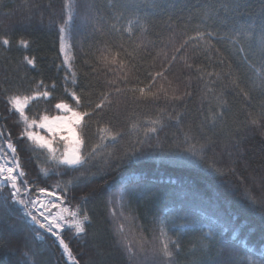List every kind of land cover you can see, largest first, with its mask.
Wrapping results in <instances>:
<instances>
[{"label": "trees", "instance_id": "trees-1", "mask_svg": "<svg viewBox=\"0 0 264 264\" xmlns=\"http://www.w3.org/2000/svg\"><path fill=\"white\" fill-rule=\"evenodd\" d=\"M88 2L93 7L87 13V26L80 27L78 19V30L66 39L69 55L75 53L74 67L82 84L87 83L83 77L84 60L98 55L97 49L103 42H124L129 47H132V42L146 44L151 54L158 56L156 64L159 66L165 52L170 57L174 49L186 37L195 35L197 30L212 33L210 42L207 37L204 41L190 42L178 53L173 73L169 74V80L181 91L185 90L186 84H191L193 95L189 100L174 109L163 97L159 104H136L128 100L119 110L92 118L88 128L89 148L93 144L107 145L100 151V155L107 156L111 152L119 153L137 139H145L153 145L159 143L167 152L170 147L182 144L185 134L191 130L197 140L204 135L211 141L207 157L214 159L226 175H210L198 165L178 162L175 157L159 151L130 160L119 170L105 169L107 174L92 177L86 186L76 187L70 193L77 199L90 194L87 202L79 200L77 204V199L70 202L73 208L87 211L91 218L87 224L86 245L71 231L65 233L74 255L81 264H90L101 255L104 264H130L123 253V246L129 244L137 250L143 246L151 252L160 247V229L163 226L167 238L179 241L176 264H237L231 252L251 257L260 264L264 261V215L261 214L264 208V135L249 127V119L264 103V88L249 65L260 66L264 0ZM63 3L64 0H0V37L7 35L13 41L11 51H0V72L5 65L11 72L24 55L35 56L37 69L28 70L32 85L38 80L50 84L55 79L60 85L55 95H60L64 72L54 66L60 62L57 59L59 39L51 21L53 16L60 15ZM80 12L83 15L84 10L80 9ZM129 22L132 35L113 31V25L124 29L129 27ZM20 38L31 41L28 50L17 47L16 41ZM73 44L75 48L71 47ZM84 52L89 55L85 57ZM4 56H7V61ZM185 60L193 64V70L184 68ZM151 62L148 58V63ZM197 65L214 73L231 71L232 75H222L218 80L206 77L202 81L198 78L200 73L194 71ZM24 70L21 65V75ZM177 75H180L179 80ZM212 80H215L214 84ZM232 80L239 81V88L233 87ZM159 84L157 82V87ZM24 85L29 87V82L24 81ZM206 86L213 88L214 93L207 92ZM241 88L251 94V102L244 100ZM217 96L227 103L223 105V119L215 121V127H211V117L219 110ZM49 108V104L35 101L27 112L30 117H38ZM49 114L57 113L52 110ZM177 114L181 117L179 122ZM3 115L5 105L0 99V116ZM153 120L159 123L152 125L150 121ZM15 121V116H9L6 122L0 119V125L13 138L18 137L20 130ZM151 127H156L157 132L148 133ZM237 129L244 138L239 149L233 147L232 138ZM117 132L122 133V138L114 145L100 139ZM20 155L28 172L27 178L35 181L38 187L51 186L60 180L63 188L67 181L80 175L73 172L36 180L38 164L39 168H50L53 172L56 166L44 162L43 157L38 162L28 152ZM157 192L161 195L154 196ZM36 195L33 191L32 197ZM21 215L16 209H10L0 225V264H21L25 260L27 264H65L52 239L42 230L41 238H34L35 234L22 221ZM5 222L10 226L8 229L1 228ZM209 231L218 239L204 238V233ZM5 232L9 236L2 234ZM25 253L29 255L26 257Z\"/></svg>", "mask_w": 264, "mask_h": 264}, {"label": "snow or ice", "instance_id": "snow-or-ice-1", "mask_svg": "<svg viewBox=\"0 0 264 264\" xmlns=\"http://www.w3.org/2000/svg\"><path fill=\"white\" fill-rule=\"evenodd\" d=\"M92 7L93 5L88 0H64L60 15L52 17L51 22L56 28L59 39L57 59L60 60L54 66L58 71L64 72L63 90L59 96L55 95L60 87L55 79L50 84H46L44 80H38L35 81L34 86L32 85L28 70L37 69L35 56L24 55L11 72L7 65L0 72V99L5 105V115L0 116V119L6 122L9 116H15V123L20 127L18 137L13 138L11 133L0 125V225L3 223L5 214L10 209H16L22 214V221L35 234L34 238L40 239V230H43V233L52 239L65 264H81L69 243L66 242L65 233L71 231L74 237L83 239L86 245L88 243L87 224L91 222L87 211L71 206L70 202L77 197L70 193L76 187L86 186L92 177L107 174L105 169L119 170L130 160L159 151L161 154L175 157L178 162L198 165L210 175L216 177L226 175L225 170L219 168L214 159L207 157L211 141L207 140L204 135L197 140L191 134V130L185 134L182 144L170 147L167 152L159 143L153 145L145 139H137L119 153L111 152L107 156L100 155L101 148L107 145L93 144L89 148L88 128L92 118L101 116L107 111L119 110L121 105L128 100L136 104L149 102L159 104L163 97L165 101L171 103L173 109L189 100L193 95L191 84H186L185 90L181 91L178 86H174L172 80H169V74L173 73L178 59L177 54L181 53L190 42L204 41L205 37L210 42L212 38L211 32L205 33L197 30L195 35L186 37L180 46L174 49L170 57L165 52L159 66L156 64L158 56H153L146 44L132 42V47H129V44L124 42H103L102 46L97 49L98 55L91 60H84L83 77L87 83L82 84L80 74L74 67L75 53L69 55L65 40L72 35L73 31L78 30L76 24L78 19L80 27L87 26L89 22L87 13ZM236 7L239 8V5ZM80 9L84 10L83 15ZM261 21L264 23V13L261 15ZM93 30L96 31V29ZM113 31L133 34L131 22H129V27L124 29H117L113 25ZM12 45L13 41L9 36L0 37V51L7 53L11 51ZM16 45L18 48L28 50L31 41L20 38L16 41ZM71 47L75 48V44ZM83 54L85 57L89 55L88 52ZM148 58H151V63H148ZM3 59L7 61V56ZM247 59V54H245V60ZM21 65L25 69L22 75ZM249 66L260 78V86L264 88V40L261 41L260 66L251 64ZM184 68L193 70V64L185 60ZM194 71L200 73L198 78L202 81L206 77H215L218 80L222 75L226 77L232 75L231 71L226 74L209 72L199 65L195 66ZM182 74L183 70L180 75ZM180 75L176 76L177 80L180 79ZM185 79H190V77H185ZM24 81L29 82V87H25ZM157 82H160L159 87H157ZM211 83L214 84L215 80ZM231 83L234 88H239L238 80H232ZM206 91L214 93V89L207 86ZM240 94L245 101L251 102L252 96L248 91L241 88ZM216 98L219 102V110L211 117V127H215V121L223 119V105L227 103L219 96ZM34 101H43L49 104L50 108L45 109L44 113L38 117H30L27 109ZM52 110H55L57 114H49ZM176 118L177 122L181 119L179 114ZM150 123L155 125L159 121L153 120ZM37 127L46 130L47 134L38 133ZM249 127L258 129L264 135V103H261L255 116H250ZM156 132V127L148 129V133ZM121 138L122 133L119 132L100 137L101 140H107L113 145ZM232 138L233 147L239 149L244 142V138L240 136V129L232 133ZM61 143L63 144L62 151ZM21 152L31 153L38 162L43 157L44 162H51L56 166L53 172L50 168H39L38 164L36 180L50 178L51 175H69L73 172L80 173V175L74 180L67 181L63 188L60 180L51 186L38 187L35 181L27 178L28 172L22 164ZM93 168L96 171H93ZM33 191L37 193L35 198L32 197ZM89 195L79 197L77 204L79 200L87 202ZM153 195L159 196L161 193L157 192ZM55 209L59 211H54ZM261 214L264 215V208L261 209ZM161 224L163 225V221ZM160 235V247L152 249L151 252L146 251L143 246L137 250L125 244L123 253L130 264H176V258L180 252L179 241L167 238L163 226H161ZM204 238L216 240L218 236L209 231L204 233ZM28 255L25 253L26 257ZM32 255L34 256L35 253L33 252ZM230 255L235 257L237 264H257L256 260L238 252H231ZM21 264H27V260L21 261ZM90 264H104V257L101 255L98 259L91 260ZM260 264H264V261H260Z\"/></svg>", "mask_w": 264, "mask_h": 264}, {"label": "rangeland", "instance_id": "rangeland-1", "mask_svg": "<svg viewBox=\"0 0 264 264\" xmlns=\"http://www.w3.org/2000/svg\"><path fill=\"white\" fill-rule=\"evenodd\" d=\"M65 45L67 46L66 40H65ZM36 131H37L38 133H40V134H44V135L47 134L46 130H41V129H39L38 127L36 128ZM60 148H61V151H62V150H63V144H62V143H61V145H60ZM9 227H10V226L5 222L4 225H3L1 228L8 229ZM10 232H11L12 237H14V235H13V231L10 230ZM2 234H3L5 237L9 236V235H7V232L2 233ZM2 234H1V235H2ZM14 239H15V238H14ZM197 246H198V248L201 247V245H200L199 242H197Z\"/></svg>", "mask_w": 264, "mask_h": 264}]
</instances>
